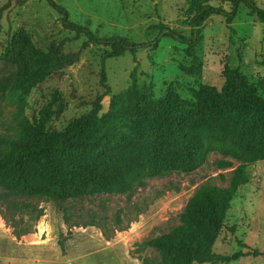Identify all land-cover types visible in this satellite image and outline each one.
<instances>
[{
	"label": "rangeland",
	"instance_id": "1",
	"mask_svg": "<svg viewBox=\"0 0 264 264\" xmlns=\"http://www.w3.org/2000/svg\"><path fill=\"white\" fill-rule=\"evenodd\" d=\"M55 1L67 10L70 22L87 26L100 38H122L146 47L104 63L109 50L91 45L78 63L46 79L24 103L0 87V153L22 135L24 121L37 126L35 118L41 117L47 120V127L64 131L89 112L91 103L105 94L103 67L111 88L104 98V112L113 96L130 87L137 66L139 82L152 84L158 98L172 89L184 101L193 100V91L202 87L221 91L227 67L256 88L264 80V23L245 7L231 23L213 16L204 24L202 39L194 49L202 75L193 79L181 72L182 66L190 67L194 61L187 55V47L159 38L156 29L165 26L191 38L186 0ZM254 1L264 9V0ZM209 3L232 10L220 0ZM20 32L42 50L54 40L67 39L68 50L78 51L86 41L84 37L76 40L65 29L63 16L47 0H0V56ZM13 73V66L0 58V86ZM244 164L250 181L239 188L227 229L220 234L214 252L226 258L221 264H264V160L244 163L218 151L210 152L192 173L142 179L128 194L56 203L15 197L0 189V264H162L160 253L144 244L181 226L188 202L204 185L228 188L235 171ZM240 251V259L235 260Z\"/></svg>",
	"mask_w": 264,
	"mask_h": 264
},
{
	"label": "trees",
	"instance_id": "2",
	"mask_svg": "<svg viewBox=\"0 0 264 264\" xmlns=\"http://www.w3.org/2000/svg\"><path fill=\"white\" fill-rule=\"evenodd\" d=\"M50 7L63 16L64 27L76 40L86 39L78 51H69L67 39L54 40L47 49L37 48L25 32L15 34L0 56L14 73L1 84L24 103L30 92L54 74L80 61L91 45L107 48L103 62L136 54L146 47L127 39H103L87 26L70 22L67 10L55 0ZM231 12L210 5L209 0H186L187 39L165 26L160 37L187 47L193 59L181 72L193 79L202 75L194 49L202 39L204 24L213 16L229 23L241 7L264 23V9L254 0H220ZM157 44V43H156ZM264 67V62H263ZM138 66L131 73L130 87L112 97L104 112V98L111 93L105 67L101 85L105 94L91 103L86 114L64 131L47 127V120L35 118L22 124V135L0 153V189L20 198L48 202L84 200L98 195L128 194L138 181L166 173L189 174L200 168L212 151L241 162L264 160V80L260 89L237 70L227 67L221 91L202 87L193 100H181L172 89L158 98L152 84H141ZM261 90V91H260ZM248 166L241 165L226 189L204 185L188 202L181 226L144 245L158 251L162 264H221L226 258L215 254L214 246L224 229L232 202L240 187L248 184ZM64 248V243H60ZM240 253L234 256L240 259ZM229 260V259H228Z\"/></svg>",
	"mask_w": 264,
	"mask_h": 264
}]
</instances>
